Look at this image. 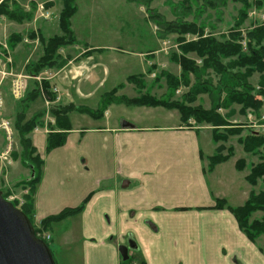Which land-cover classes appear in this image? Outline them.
Returning a JSON list of instances; mask_svg holds the SVG:
<instances>
[{"label": "rangeland", "instance_id": "rangeland-1", "mask_svg": "<svg viewBox=\"0 0 264 264\" xmlns=\"http://www.w3.org/2000/svg\"><path fill=\"white\" fill-rule=\"evenodd\" d=\"M4 1L10 11L17 9L18 17L27 15L30 18L20 23L0 18V65H4L7 72L27 77L25 96L27 93L28 96L25 100H30L31 94L38 96L36 101L27 104L25 122L38 114L41 117L39 120L35 117L38 121L36 127L22 139L29 140L30 146L25 147L27 145H22L15 129V120L20 122V106L10 98V77H7L1 84L3 106L0 108V126L6 124V129L0 127V192L15 208L20 211L27 209L34 234H39L40 238L48 236L47 244L53 259L55 225L63 221L49 224L44 230V219L34 213L33 199L38 184L34 185L33 196L29 187L37 167L34 169L27 163L33 164L32 158L40 156L32 136H43L46 142V137L57 129L56 113L65 116L58 112L62 108L68 110L65 117L70 120L71 127H85L92 119L78 111L83 109L104 115L108 108L100 110L102 99L117 86H121L115 95L117 97L134 99L145 95L169 105L214 110L226 126L198 124L191 118L188 123L194 128L215 129L219 135L225 136L224 141L216 143L223 148L222 156L229 153L230 161L233 158L237 169L244 171L246 177L254 168L260 167L259 175L253 182H248L246 177L245 181L251 188L248 198L264 195V148L246 152L241 144L247 137L264 138V69L255 71L240 83L231 77L244 73V69L234 66L235 57L220 59V64L226 67V74L222 75L215 70L222 71L224 68L202 69V59L194 52H183V46L197 44L206 38L217 42H236L230 38L234 34L239 35V44L245 51L247 33L264 28V0H246V4L243 0H76L75 14L69 20L73 42L61 44L50 61L53 65L42 67L37 74L29 66L37 64L43 56L46 44L41 48L39 37L46 41L62 35L59 22L65 0H0V4ZM187 25L193 30L180 33V28ZM31 34L33 38L29 37ZM87 56L101 63L100 67L90 70L84 66L83 78L71 80L68 70L77 67ZM104 68L110 71L107 83L85 97L91 85L100 83L99 78L105 74ZM92 74L98 80L89 85ZM129 77L135 81L128 82ZM62 79L73 84L65 96L58 83ZM243 84L253 90V100L263 104L259 110L241 111V106L226 102V90L244 87ZM112 85L116 86L111 88ZM146 109L115 105L110 110L113 118L142 123L149 120L148 116L153 117ZM23 125L21 122L20 126ZM230 130L237 132L232 134ZM204 134L206 132H202V138ZM39 173L41 175V168ZM263 219L264 207L252 213L248 223ZM251 242H256L264 254V234L256 236Z\"/></svg>", "mask_w": 264, "mask_h": 264}, {"label": "crops", "instance_id": "crops-1", "mask_svg": "<svg viewBox=\"0 0 264 264\" xmlns=\"http://www.w3.org/2000/svg\"><path fill=\"white\" fill-rule=\"evenodd\" d=\"M100 64L92 57L78 63L90 70ZM104 71L95 89L98 79L90 76L85 97L107 83ZM71 82L58 81L63 96ZM113 106L101 120L72 126L60 148L48 152L45 137L32 136L43 161L34 213L45 219L90 196L80 214L55 225L56 263L121 264L118 248L132 237L135 264H264L233 215L213 209L216 201L243 206L251 188L231 157L207 170L219 145L210 129L183 125L176 111L161 107H140L153 115L147 122L118 120Z\"/></svg>", "mask_w": 264, "mask_h": 264}, {"label": "trees", "instance_id": "trees-1", "mask_svg": "<svg viewBox=\"0 0 264 264\" xmlns=\"http://www.w3.org/2000/svg\"><path fill=\"white\" fill-rule=\"evenodd\" d=\"M76 0H65L63 3V9L60 14V22H59V30L61 31V36H54L48 40H44L43 37H39L40 47L43 48L46 44V47L43 52V56L40 59V61L37 64H30V69L33 71L34 74H37V71L39 72L42 67L47 65H53L50 62L53 59L55 50L63 43L69 44L70 42H73V39L71 40V32H70V18L75 14V5L74 2ZM242 1V0H240ZM244 4H246V0L242 1ZM7 3V2H6ZM5 1L4 3L0 4V18L6 17L7 19L11 21L16 22H22L28 20L30 17L27 15L19 16L17 15V9L10 11L6 5ZM193 30L192 27L183 26L180 28V33H187V31ZM30 38H33V34L29 35ZM230 38L233 41L236 42H217L213 38H206L197 44H188L186 46H183V52H194L200 59L203 60L202 62V69H212V68H224L222 71H216L219 74H226L225 69L226 67L220 64L221 58H236V63L234 64L235 67H238L240 69H244L243 74H236L232 75L231 77L236 82H244L251 74H253L255 71H262L264 69V46L262 45V42L264 41V28L259 27L257 30H253L247 33L246 35V41H245V47L246 50L243 51V47L239 44L240 43V37L238 34L231 35ZM235 39V40H234ZM239 39V40H238ZM238 40V41H237ZM245 52V53H243ZM184 67V66H182ZM183 69V72H186ZM183 76H181V79L183 80ZM128 82H134L133 77H129L127 79ZM176 82V80L174 81ZM33 85V84H32ZM244 87L238 86L236 88H230V90H226V102L228 104H235L241 106V111H244L245 109H252V110H259L263 104L259 102H255L253 100V96L251 95L252 89H249L245 87V84H243ZM121 86H117L114 88L109 94H106L103 99L102 103L100 105V110L103 108L104 110L107 109L110 105H125L127 107H162L164 109L168 110H176L179 115L180 123L183 125H188V120L191 118L194 120L195 123H205L209 124L212 127H221L226 126L224 122L215 114L214 110L204 111L200 108H190L185 107L182 104H167L162 101H157L154 99H151L150 97H147L145 95L139 96L138 98H125V97H117L115 96L116 93H118ZM247 88V89H246ZM207 90H210L209 88ZM28 94V93H27ZM25 98L18 102L20 106V122H17V119L15 120V129L20 136L22 145H27L25 147H29L30 143L28 139H22L27 134H31L32 130L36 127L37 122L36 118L39 120V117H41L40 114L33 116L28 122H25V113L27 109L28 103H33L36 101L38 96L35 94H31L29 96L30 100H25L27 98V95ZM256 94V93H255ZM255 96V95H254ZM114 98V99H111ZM264 107V106H263ZM62 115H67L68 110L67 108H62L60 111ZM79 113L85 114L87 117H89L92 120L98 121L101 120L103 115L101 112L95 113L91 112L89 110H83L80 109L78 111ZM65 116H60L59 113H56V123H57V129L51 133V135L46 137V150L49 152L51 150H54L56 148L62 147L67 138V134L69 131L72 130L70 120H68ZM24 123L23 126H20V123ZM232 134H235L237 131L230 130L229 131ZM212 140L214 143H218L220 141H224L226 139L225 136L219 135L215 129L211 131ZM241 144L243 145V149L246 152H252L255 149L264 148V138L262 137H247L245 140L241 141ZM34 151V150H31ZM36 152V150H35ZM223 148L221 146H218L215 150V154L209 158V164H208V171H211L215 165L219 163H223L228 160L229 153L227 156H222ZM23 158L26 160V156L23 155ZM32 163H27L32 168H36V176L31 180L30 184V192H34V185L38 184L41 178V175L39 173V169L42 167V159L41 157H38L36 155L32 158ZM237 168V166H236ZM259 169L260 167H256L252 170L250 175L246 177V180L248 182H253L254 178L259 175ZM88 196L86 199L82 201V203L76 207V208H69L61 211L60 213L45 218L42 221V228L45 230L48 228L49 224L52 223H59L61 221H64L70 217H74L82 212L84 209V206L89 201ZM5 198V197H4ZM264 205V195L260 194L258 196L251 195L246 203L243 206L232 208L229 207L225 201H216L215 205L213 206V209H226L228 210L233 217L235 218L239 229L246 235L247 239L249 241H253L256 236L264 234V219L261 222L255 221L251 224L248 223L249 217L252 213L258 210H262ZM31 221L28 215L27 209L21 210ZM47 244V243H46ZM48 245V244H47ZM133 260L129 258L127 261H121V264H133Z\"/></svg>", "mask_w": 264, "mask_h": 264}, {"label": "water", "instance_id": "water-1", "mask_svg": "<svg viewBox=\"0 0 264 264\" xmlns=\"http://www.w3.org/2000/svg\"><path fill=\"white\" fill-rule=\"evenodd\" d=\"M123 128H133L124 123ZM138 246L132 237L118 248L122 261ZM0 264H55L47 244L36 238L27 216L5 200L0 192Z\"/></svg>", "mask_w": 264, "mask_h": 264}, {"label": "built area", "instance_id": "built-area-1", "mask_svg": "<svg viewBox=\"0 0 264 264\" xmlns=\"http://www.w3.org/2000/svg\"><path fill=\"white\" fill-rule=\"evenodd\" d=\"M3 63V62H2ZM69 75H71L72 79H76L78 77L83 76V68L77 67L75 69H71L67 72ZM7 77H10V85H9V91L11 97L18 101L22 99L26 92L27 87V77L22 74H13L11 71L7 72L4 69V65H0V108L3 106V99H2V91H1V84L4 80L8 79ZM38 81V79H36ZM56 89L52 90L54 92ZM0 127L3 129H6V124H2ZM37 237H40L39 234H36ZM46 239H48V236H45Z\"/></svg>", "mask_w": 264, "mask_h": 264}]
</instances>
